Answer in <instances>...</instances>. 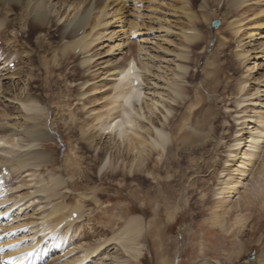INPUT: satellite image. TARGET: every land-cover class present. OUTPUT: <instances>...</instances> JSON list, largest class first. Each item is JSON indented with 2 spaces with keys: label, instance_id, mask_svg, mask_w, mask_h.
Instances as JSON below:
<instances>
[{
  "label": "rangeland",
  "instance_id": "374dc122",
  "mask_svg": "<svg viewBox=\"0 0 264 264\" xmlns=\"http://www.w3.org/2000/svg\"><path fill=\"white\" fill-rule=\"evenodd\" d=\"M62 1L66 0L59 2ZM96 1L86 0L87 5L94 6ZM124 1L125 5L120 10L122 15L117 17L118 20L112 19L118 7L108 2L110 9L107 16L102 18L108 24L104 28H97L91 34L93 39L99 40L88 50L92 60L85 68L81 65L83 52L79 53L77 49L78 51L61 56L59 40L62 23L72 20L84 8V3L72 1V6L69 7L67 3L66 7L64 5L59 9L57 23L43 30L46 33L41 36L43 49L36 43V38L42 32L38 34L34 30L25 36L17 33L19 30L16 29L22 26L20 18L25 16L21 10L3 11L9 15L11 22L17 24H14L15 29H9L6 25L5 29L1 28L8 29L1 30L3 35L0 34V87L6 88L10 80L18 81L19 85L26 84L25 72L30 73L32 77L29 78L35 79H30L33 82L32 94L44 102L43 106L39 104L43 109L39 114L43 120L42 127H45L44 123H55L51 130L57 134V138L52 142L42 143L43 148L51 154V164L47 163L39 169L32 167L28 174L21 173V177L19 174H12L7 181L0 183V194H4L5 190L6 196L8 195L6 198L9 199L7 205L0 206V244L3 246L2 248L0 245L3 249V253L0 252V261L11 252L9 250L34 246V253L42 252L38 255L40 259L34 264H74L78 259L82 264H127V260L133 264H174L175 261L178 264H264V179L261 176L264 170V137L259 144L262 146L256 152V159L252 161L254 164L247 169V175L240 186L236 187L237 191L231 192L230 185L225 186L226 181L237 178L233 165L241 155L235 156L238 151L236 147H232L235 140L243 139L242 147L246 146L247 129L254 127L252 121L264 118V113L257 109L260 104V107L264 106V61L256 59L264 52V0H248V5L239 8H232L229 0H187L186 6L195 16L193 21H188L176 9L183 5L180 0H141L139 3L137 0ZM159 1L164 5L156 4ZM199 6L204 7L203 10ZM252 18H257L259 26L254 29L257 34L252 38L255 42L253 49L256 51L249 53L245 61L240 62L235 53L247 42V33L244 31ZM238 19L243 20L241 27L238 26L242 33L238 32L235 37L230 24ZM212 20L220 22L215 30L211 29ZM159 22L162 24L159 25ZM137 23L141 27L138 36L137 30L136 34L131 32ZM94 24L95 21L90 18L85 31L90 33ZM158 25L163 30H159ZM185 31L196 34L197 38L186 43L182 33ZM138 48L143 49V54H139ZM55 51L56 62L53 57ZM128 61L135 62L138 67L141 63H149L146 64L150 74H144L140 103L143 104L149 99L160 101L161 105H156L158 110L152 111V117H159L163 122L162 114H166L163 107L173 110L169 117L178 115L173 126L177 129L170 133L176 139L170 153L153 149L148 157L149 171L153 169L154 163L157 164V171L153 173L155 179L153 176L141 175L138 171L137 174L127 172L130 170V165L127 164L131 161V155L123 152L126 146H120L119 153L115 152L114 156L113 151L111 154L102 153L94 170H90L88 166L93 165L91 160L94 157L98 158L99 151L95 149V145L98 148L113 143L100 129L109 120L106 109L103 108H106L108 100L116 94L112 89L115 78L109 75ZM8 62L10 71H2V66ZM178 66L184 71L176 69ZM173 81L180 82L183 87V101L179 99L175 104L170 102L172 93L169 91L170 84H167ZM244 81L245 88L239 92ZM83 83L85 85L81 87ZM248 92L254 94V98L244 96ZM8 99L0 97L1 127L7 121L22 123L21 114L25 115L17 102ZM240 100L245 101L238 107ZM179 103H184L183 108H180ZM49 110L54 114L52 117L48 114ZM145 111L147 112L146 109ZM69 112L79 119L75 125L76 131L72 133L63 126ZM96 114H101L102 119L95 121ZM115 116L113 114L111 118ZM143 120L140 122L146 124ZM83 121L88 122L90 128L86 126L80 129L79 124ZM160 124L159 122L157 126L161 127ZM90 133L95 136L92 147L85 140ZM146 138L149 141L150 136ZM147 149L146 153L149 151ZM18 151L20 150H16ZM71 156L81 158L80 169H75ZM116 156H120L124 164L118 160L115 167H112V158ZM105 163V169L100 173V168ZM63 169L68 171L65 173ZM49 176L60 177L65 185L58 190L55 197L45 200L46 195L37 194L34 190L37 189L36 182L40 178L47 180ZM73 179L77 182L76 186L78 185L77 188L74 187L75 190L67 186ZM261 188L263 193L257 191ZM85 197L90 200L85 201ZM81 199V219L72 225H58L56 233L61 237V244L58 246L63 244V247L62 250L53 248L54 231L50 235L41 232L50 223V219L43 218L55 204L74 206ZM10 201L12 202L9 204ZM14 202H17L16 205ZM226 209L229 212L223 216V228L211 226L213 213L221 216ZM132 216L140 217L146 225V231L140 239L141 257L138 261L130 259L117 242L108 241ZM238 223L242 226H238ZM105 242L107 246H103L106 245ZM95 246L103 247L99 248L98 254L96 252L93 257L89 255L90 258L84 260L85 250L89 254ZM58 249L62 252L59 253Z\"/></svg>",
  "mask_w": 264,
  "mask_h": 264
},
{
  "label": "bare ground",
  "instance_id": "6f19581e",
  "mask_svg": "<svg viewBox=\"0 0 264 264\" xmlns=\"http://www.w3.org/2000/svg\"><path fill=\"white\" fill-rule=\"evenodd\" d=\"M49 1L50 0H0V34H1V36L3 35V33H1V32L2 31H6L8 29V28H6V30H2L1 28H4L5 25H6V27H9V29L10 28L11 29H15L14 28V24L16 23V22L15 23L11 22L10 21L11 19L8 18L9 15L5 14L3 11L6 10L8 12L9 11L12 12L13 9H19V10L22 11L23 15L25 14V16L22 17L21 15H19V16L22 17V18L19 17L22 20V26H20L19 29H16V30H19V31H17V33H20L21 35L25 36L30 31H34V30H37L38 34L42 32L39 35V37L36 38V40H37L36 43L40 46V48H42L43 47L42 46L43 38H41V36L43 37L42 34L45 33V32L43 33V30H46L50 26L52 27V25H55L57 23L58 19L56 17H57V14L59 12V9L62 8V6H64L67 3H69V7H70V6H72L74 4V3H71L72 1L73 2L74 1L78 2L79 1L80 3H84V5H85L84 8H82L81 11L79 10L80 12L77 13L72 20H70L68 22H64L61 25V29H60L61 32L59 34V40L61 41L60 43H61V48H62L61 56L62 55L65 56V54H69L70 52H74L75 50L78 49L79 53H80V51H82L83 55H84L83 56V60L81 59L82 60L81 65L84 66V68H85V66L86 67L89 66L90 63H91L92 57H91V55H89V51L88 50L90 49V47L92 45H94V43L96 41L99 40L98 38H96V39L94 38L93 39L94 36L92 37L91 34L97 28L103 27V26L108 24V23H105L102 18L107 16V13H108V11L110 9V7L108 6L110 1L109 0H97L96 3H95V6L93 4L92 5H87L86 0H66L65 2L62 1V3L59 2L60 0H52L51 3ZM53 1H56V2L53 3ZM132 1L134 2V0H132ZM152 1L155 2L154 0H152ZM162 1H165V0H162ZM180 1L182 2L183 5H181V8L179 7V8H176V9H179L180 12H182L186 16L188 21L189 20L193 21L192 19L195 16H194V14H192V12L189 11V8L186 6L187 5L186 4L187 0H180ZM229 1H230L229 3H230L232 8L233 7H238L239 8V6L245 7V4H247L248 0H229ZM123 2H126V1H124V0H111V3L114 4V7L115 6L118 7L116 9V11H115L116 12L115 16L112 15V19H116L118 16L122 15V14L120 15V13H121L120 10H122V8L125 5V4H123ZM139 2H141V0H137V3H139ZM159 3H160V5L162 4V2H160V1L158 3H156V4H159ZM167 3H168V1H167ZM57 4H59V5H57ZM77 5L78 4L76 3V6ZM162 5H164V4H162ZM156 6L158 7V5H156ZM65 7H66V5H65ZM67 7H68V5H67ZM77 8H78V6H77ZM158 8H160V7H158ZM158 8L156 10H158ZM203 8L204 7H202V10H203ZM176 9H175V11H176ZM167 10H168V8H167ZM179 10H177V11L179 12ZM152 11H154V10H152ZM2 12H3V14H2ZM55 12H56V14L54 15L53 13H55ZM144 16H146V15H144ZM90 18H92L93 21H95V24L92 25L91 32L87 33L85 30L87 29V24L89 23ZM95 18L97 20H95ZM118 19L119 18H117V20ZM156 19L158 20V18H156ZM241 21H243V20H239L238 19L236 21L231 22V24H230L231 30L233 31L232 34L235 37L237 36V34L239 32V27H241V25H240ZM161 24L162 23H160L159 25H161ZM189 26H191V25L189 24ZM163 27H164V25H163ZM168 27H166V28H168ZM257 27H259V26H257V18H252L251 21L247 24V29L244 31V32L247 33V35H246L247 38L245 39L247 42L244 43V44L242 43L243 44L242 49L239 48L240 49L239 52L235 53L236 54L235 56L240 58V62L243 61L249 53H252V52L256 51V49H253L254 46H255V42L252 40V38L254 37V34H257V33L254 32V29H256ZM160 29L163 30L162 27L159 26V30ZM136 30H137V36L140 35V33L138 31L141 30V27H140V25L138 23H137V25L134 24V27H132L131 32L133 33V31H134V34H136V32H135ZM164 30H165V28H164ZM166 31H169V30H166ZM192 31H193V28H192ZM240 31H242V30H240ZM182 33L185 35L186 43L190 42V41H193V40H195L197 38V35L193 34L192 32L187 33V31H185V32H182ZM239 33H242V32H239ZM100 38H101V36H100ZM125 46H127V45H125ZM236 46H238V45H236ZM142 48H138L139 54L140 53L143 54V49ZM111 49H112V47H111ZM144 50H145V48H144ZM56 53L57 52L55 51L54 56H53L54 59L56 58L55 57ZM100 56H101V54H100ZM181 58H182V56H181ZM247 58H249V57H247ZM256 59H263V61H264V52L261 54L260 57H257ZM147 61H148V59H147ZM209 61H210V59H209ZM55 62H56V59H55ZM9 63L10 62H8L7 65H3L2 66V71H6V72L10 71V70H8ZM20 63H22V62H20ZM146 63L147 62L141 63L140 64L141 66L138 67L135 62H133V61L129 62L128 61V63H126L125 65L121 66L120 68H117V70H116V68H115L116 66H115L114 67L115 68L114 72H112V74L109 75L111 78L113 77V79L117 78L116 80L114 79L113 84L111 83L112 84V89L114 91H116V94L113 95V97L108 100V102L106 104V108H103L104 106L102 107L103 109H106L105 112H106V114H108L109 120L104 125H102L100 127V129H101L103 135L104 134L108 135L110 140H111V143L112 142L113 143L112 144H107V146H99L98 148L96 147L97 145H95V149H98V151H99L98 152V158L94 157L93 160H91L93 165H88L89 168H91L90 170H92V169L94 170L96 165H98L96 163L98 161L100 162V157L102 156V153L106 154L107 152H110V154H111V151H113V156H114L115 152L119 153V147L120 146H122V148H124L126 146L124 148L123 152L126 151L125 153L131 155V161L128 162V164H127V165H130V170L128 171L126 169L127 172H131L132 171L134 174H137V171H138V173H140L141 175H144L146 177L153 176V179H155V175L153 173L157 171V167H156L157 164L154 163L155 165H154L153 169H151V171H149L150 170V168H149L150 160L148 159V157L151 154V151H153V149H160L159 151L161 153L166 152V154H167V153H170L169 152L171 150L170 148H172L175 145L176 139L170 133H171V131H173V130L175 131L177 129V127H173V126H174L176 120L178 119V115H175L174 118L173 117L172 118L169 117L172 114L173 110L163 107V109L165 110L166 114H165V116H164V114H162L164 121L161 122L159 117H154V118L152 117L153 116L152 111L153 110H158L156 108V105H161L160 101H158V100L157 101H151V99H149L148 101L145 100L143 102V104L140 103V99H141L140 96H141V90H142V85H143V78H145L144 74L145 73H149V71H148L149 63H147L148 65ZM59 69H60V67H59ZM176 69H178L179 71H184L183 68L180 67V66H178ZM45 71H46V73L48 72L47 70H45ZM45 71H44V73H45ZM25 73H26V75H24V76H25V78L27 80V83L25 82L26 84L23 83V84L19 85L18 81L13 82L12 80H10L8 85H6L7 86L6 88L2 89L0 87V97L2 99H4V98L8 99L9 98L8 100L11 99L12 101L17 102L20 105V107H21L20 109H22L21 111H23L25 113V115H22L21 113H19V114H21V117L23 118V122L22 123H19V124L17 122L16 123H13V122L9 123L7 121V123L6 124L4 123L2 125V127L0 126V153H1L0 154V174H1V179L0 180L2 181V183H4V181H7L9 176L12 175V174H16V175L19 174V176L21 177V175H23V173L29 172V169H31L32 167L33 168L37 167L39 169L40 166H43V165H45L47 163L51 164V162H52L51 154H49L43 148L42 143L43 142H52V141H54L55 138H57V134L51 130L52 128H54V126L56 124L55 123H50L49 125H46L44 123L45 127L44 126L42 127L43 120L41 119L39 114L42 112L43 109H42V107L39 104H42V106H43L44 102L41 101L38 97L33 96L32 91H31V89L33 88V87H31V84L33 82L31 83V80H30V79H33V78H29V76L32 77L30 73H28V72H25ZM106 74H107V72H106ZM181 75H182V72H181ZM177 77H179L178 74H177ZM176 79H179V78H176ZM33 80H35V79H33ZM175 81H177V80H175ZM175 81L167 83V84L171 85V86L169 85V91L172 93V95H171L172 97H171V100H170V102L172 104H175V103L179 102V101H177L179 99H180V101H183V98L181 99V97L183 96V92H182L183 87L179 84L180 82L176 83ZM123 82H124V84H123ZM144 82H145V80H144ZM244 84H245V81L241 83V86L239 88V92H242L244 90V88H245ZM84 85L85 84L83 83L81 85V87H83ZM121 87H122V89L119 90V88H121ZM203 90L205 91V89H203ZM204 93H206V92H204ZM244 96H249L251 98H254V94H250L249 92H248V94H245ZM245 98H247V97H245ZM244 101L245 100H240L237 103V106L239 107V105H241ZM251 103H253V105L256 104V103L254 104V102H251ZM7 104H9V103H7ZM183 104L179 103L180 108H183ZM258 104H257V106H258ZM260 105H259V107H257V109H259L260 111H262L264 113V106L262 105V107H260ZM145 109L147 110V112L145 111ZM255 110H256V108L254 109V111ZM48 114H50L51 117H52L53 113H51V111L49 110ZM113 114H116V116L114 118H111ZM50 115H49V118H50ZM68 116L69 117H65L64 116L65 119L66 118L67 119H66V122L64 123L63 126L69 133L70 132L72 133L73 131H76L75 125L78 123L79 119H77L72 112H69ZM101 116H102L101 114H96L95 117H94L95 121L100 120ZM61 117H62V115H61ZM169 118H171V119L168 120ZM258 118H259V116H258ZM142 119H144L146 121V124H143V123L140 122V120L142 121ZM259 119H261V120L252 121L254 123V127H253L254 129L253 128L247 129L248 130V136L246 137L247 138L246 146L242 147L241 141L243 139H240V138L235 140L236 142L232 146V147H236L238 149V151H237L235 156L241 155V157H239V159L236 160V162L233 165L234 168H236L234 172L237 173V178L234 179V177H233L232 181L229 180L230 182H228V181L225 182V186L230 185V189L229 190L231 192H236L237 191L236 187L240 186V184L242 183L241 182L242 179L244 178L245 175H247L246 174L247 173V169H249V167L252 165V163H253L252 161L255 158V155H257L256 152L259 151V149H260L259 146H262V145H259V144L261 143V141L263 140V137H264V118L261 117ZM60 120L61 119H59V121ZM15 121L16 120H14V122ZM46 121L47 120H45V122ZM52 121H53V119H52ZM159 122L161 123L160 124L161 127L157 126ZM87 123H86V121H83L82 123H80L79 124V125H81L80 129H82L83 127L89 126ZM88 128H90V126ZM255 131H257L258 133H255ZM146 136H150L149 141L147 140ZM19 140H21V142ZM85 140L88 142V146L92 147V144H93V142L95 140V136L90 133L85 138ZM21 143H24V145H22ZM245 147H247V148H246V150L243 151V149ZM147 148L149 149L148 153L145 152ZM16 150H20V151L16 152ZM120 151H122V150H120ZM19 152H20V154H19ZM110 154H109V157H110ZM71 157H73V156H71ZM110 159H111V157H110ZM80 160H81L80 157H73L72 158V164L75 165V169L76 168L77 169L81 168L80 167L81 165L79 163ZM108 160H109V158H108ZM118 160H120V156H116V158L115 157L112 158V163H113L112 167H115L114 165H115V163L118 162ZM113 161H115V162H113ZM121 162L124 164L123 160ZM110 163H111V161H110ZM105 166H106V163L100 168V173L102 171H104ZM126 168H127V166H126ZM3 171H5V173ZM63 171L66 173L68 170L66 171L65 169H63ZM70 172H71V170H70ZM261 173H262V171L260 170V174ZM30 175H31V173H30ZM112 175H114V174H112ZM261 176L264 179V170H263V174H261ZM28 178H29V176H28ZM85 178H86V176H85ZM65 180H67V179H65ZM72 182H74V179H73V181H71V183H68L67 186H69V188H72L73 190H75V188H77V186H78V185L76 186L77 182H74V183H72ZM81 183H82V181H81ZM37 184H38L37 189L35 188L34 191H36L37 194H42L44 196L46 195L47 197L45 198V200H47L48 198L55 197L56 193L58 192V190L65 185V182L60 177L49 176L47 178V180L43 179V178H40V180L38 182H36V185ZM262 184H264V183H262ZM223 191H224V189H223ZM257 191L262 192L263 190L261 188L260 190H257ZM5 192L6 191L4 190V192H3L4 194H0V206L3 205V204H6L7 201H9V199L6 198L8 195L6 196ZM17 197H18V195H17ZM83 199L85 201H86V199L90 200V198H86V197L83 198ZM84 200H83V202H84ZM260 201H261V204L264 203V200H263V203H262V200H260ZM11 202L12 201H10L9 204ZM16 203H15V205H16ZM18 203L20 204L21 202L18 201ZM22 203H23V201H22ZM80 203L82 204V199H81V202H78L74 206H65L63 204H55L51 208V211H49L47 216H45V217L43 216L44 217L43 219H47V220L50 219V221H49L50 223L47 226H45L44 229L41 232H44L45 235H48V234L50 235V234H53V231H54V234L52 235V242H53L52 243V247L53 248H57L58 247L59 249H61L63 247L62 246L63 244L60 247L58 246L59 243L61 242V239H60L61 237H59V235H57L59 233H56L58 225L61 224V223L63 225L64 224L72 225L75 221H78V220L81 219L82 213H83L82 212L83 208L81 209ZM252 203L254 204L253 201H252ZM253 204H251V205H253ZM45 206L46 205H44V207ZM39 207H40V205H39ZM6 208H8V207H6ZM228 210L229 209H226L222 213L221 216H217L215 213H213L214 216L212 217L211 226L217 227L219 229H222L223 226H224L223 225V216L225 214H227ZM64 211H66V213H64ZM72 214L76 215V220L75 219L74 220H70V217H71ZM241 223L240 224L238 223L239 224L238 226L241 227L242 226ZM66 229H67V227H66ZM68 229H69V227H68ZM3 230H1V231H3ZM145 231H146V225L143 224L142 219L140 217H137V216H132V217H130L128 220H126L123 223V225L121 226L119 231L116 234L112 235V238L110 240L108 239V241L109 242L110 241L117 242V244L119 245L121 250L124 253L128 254V257L130 259H132L134 261H138L139 258L141 257L140 256L141 255V249L139 248L140 247L139 246L140 245V239L142 238V236H143ZM38 233H40V232H38ZM12 245H11V247H12ZM96 245H98V244H96ZM103 246H107V243H106V245H103ZM103 246H101V247H103ZM101 247L100 246L99 247L95 246L94 248L91 249V251L88 252L89 254H87V252H86L87 250H85V256L83 257L84 260H86L87 258H90L89 255H91V256L93 255L94 256V254L98 250H100L99 248H101ZM2 248H3V246H2ZM53 248H51V249H53ZM0 249H1V247H0ZM7 249H8V246H7ZM33 249H34V246L27 247V249H26V247L25 248L22 247L20 250H15V251L9 250L11 252H9L8 254H6L3 257V259L0 261V264L5 263V262L11 263V264H22V263H25V264L33 263L34 264L35 262H37L38 255H40L39 253H42V252L39 251V252L36 253V251H35V253H34ZM59 249H58V252L59 253L62 252L61 251L62 249L60 251H59ZM0 252L3 253V249ZM97 254H98V252H97ZM43 255H45V254H43ZM79 260L80 259L77 260L78 263L80 262ZM127 261H128L127 264H133V263H130V260H127ZM76 263H74V264H76ZM82 263L80 262L79 264H82ZM174 264H178V261H175Z\"/></svg>",
  "mask_w": 264,
  "mask_h": 264
},
{
  "label": "water",
  "instance_id": "95a60500",
  "mask_svg": "<svg viewBox=\"0 0 264 264\" xmlns=\"http://www.w3.org/2000/svg\"><path fill=\"white\" fill-rule=\"evenodd\" d=\"M219 27V21H213L212 24H211V29L212 30H215Z\"/></svg>",
  "mask_w": 264,
  "mask_h": 264
},
{
  "label": "snow or ice",
  "instance_id": "6c2138e0",
  "mask_svg": "<svg viewBox=\"0 0 264 264\" xmlns=\"http://www.w3.org/2000/svg\"><path fill=\"white\" fill-rule=\"evenodd\" d=\"M0 251H2V249H0ZM5 264H7V262H5Z\"/></svg>",
  "mask_w": 264,
  "mask_h": 264
}]
</instances>
